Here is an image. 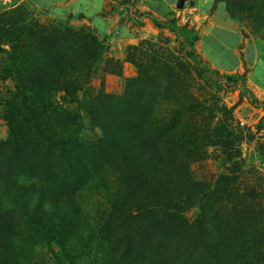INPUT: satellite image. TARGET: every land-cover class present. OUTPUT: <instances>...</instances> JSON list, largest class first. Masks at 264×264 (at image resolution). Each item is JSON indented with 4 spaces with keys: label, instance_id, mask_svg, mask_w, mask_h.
I'll use <instances>...</instances> for the list:
<instances>
[{
    "label": "rangeland",
    "instance_id": "obj_1",
    "mask_svg": "<svg viewBox=\"0 0 264 264\" xmlns=\"http://www.w3.org/2000/svg\"><path fill=\"white\" fill-rule=\"evenodd\" d=\"M234 4L0 0L1 17L13 10L14 20L43 30L53 50L46 60L21 39L13 46L0 41V264H144L139 239L130 252L123 238L126 220L106 195L121 187L126 170L115 149L96 153L106 114L156 123L163 156L191 174L196 188L229 185L213 195L195 188L183 214L189 223L208 210L232 220L253 246L254 264H264V133L256 129L262 111L240 100L238 90L201 80L171 25L198 32L199 65L220 74L244 73L247 87L264 100L263 34L253 32L245 14L236 11L241 20L232 18ZM44 134L64 140L76 163L83 154L97 173L95 182L82 178L78 184L76 169L63 162L44 181L29 172L27 157L8 159L17 158L8 146L13 138L23 147H40L47 146ZM40 192L61 193L66 200L49 199L40 211L44 227L34 218ZM154 244L155 236L148 240Z\"/></svg>",
    "mask_w": 264,
    "mask_h": 264
},
{
    "label": "trees",
    "instance_id": "obj_2",
    "mask_svg": "<svg viewBox=\"0 0 264 264\" xmlns=\"http://www.w3.org/2000/svg\"><path fill=\"white\" fill-rule=\"evenodd\" d=\"M227 1H235L232 18L241 20V15L235 13L236 11L245 14L251 21L253 32L259 38L263 34L264 38V0ZM12 12L6 13V17L0 16V41H5L3 44L11 43L13 46L21 39L19 43L35 47V51L42 58L50 60L52 58L50 53L53 52L47 48L50 38L43 30L31 31L32 29L22 25L20 21L14 20L10 16ZM171 25L177 33L178 41L188 49L187 55L193 62L196 75L217 89L238 90L240 100L245 98L254 107L261 109L262 114L256 123V129L264 133V100L258 99L247 87L245 74H220L199 65L194 53L195 44L199 39L198 32L175 22H171ZM67 87V93H74L73 88ZM99 125L101 137L98 139L100 143L97 144L96 153L104 154L106 147H111L118 152L126 167L124 175L119 177L121 187L116 192L105 190L108 200L114 205L113 212L117 215L122 213L123 219L126 220L123 238L126 239L127 249L130 245V252H134L133 248L138 238L137 250L145 257L144 264H151L155 261L154 258L158 261L155 264H254L251 255L254 248L239 226L232 224V220L208 210L199 218H195L194 222H188L183 213L190 209L192 205L190 201L198 184L193 182L191 174L180 171L170 158L163 156L159 147L160 141L156 136L158 133L156 123L137 124L129 114L126 116L106 114ZM170 127L171 124L166 126L167 129ZM42 139L47 146L28 148L19 145L17 138H13L8 146L13 147L12 155L17 158L8 159L27 157L29 172L44 181L51 180L54 168L63 162L76 169L77 180L79 175L81 177L78 184L81 185L82 178L95 182L94 177L97 173L93 167L86 165L83 154L78 155L76 163L73 161L75 157L70 158L64 140L49 134H44ZM191 155V151L188 150L187 158ZM158 181L161 183L160 186L157 184ZM229 187L222 184L213 190L207 187L196 189L200 194L213 195L211 192L215 190L223 192ZM36 197L37 200L33 201V203L36 201L34 218H37L38 223L44 227V218L40 211L46 205H50L49 199H54L59 204L66 200L61 193L49 197L40 192ZM64 219L58 220L60 225L64 224ZM153 236L155 244L149 246L148 240ZM137 250L135 251L138 253Z\"/></svg>",
    "mask_w": 264,
    "mask_h": 264
},
{
    "label": "crops",
    "instance_id": "obj_3",
    "mask_svg": "<svg viewBox=\"0 0 264 264\" xmlns=\"http://www.w3.org/2000/svg\"><path fill=\"white\" fill-rule=\"evenodd\" d=\"M164 1L166 4H171L173 0H162ZM236 37H238V31L237 30H232L231 31Z\"/></svg>",
    "mask_w": 264,
    "mask_h": 264
},
{
    "label": "water",
    "instance_id": "obj_4",
    "mask_svg": "<svg viewBox=\"0 0 264 264\" xmlns=\"http://www.w3.org/2000/svg\"><path fill=\"white\" fill-rule=\"evenodd\" d=\"M178 6H181V1L178 2Z\"/></svg>",
    "mask_w": 264,
    "mask_h": 264
}]
</instances>
